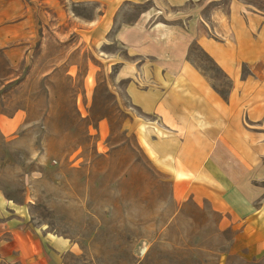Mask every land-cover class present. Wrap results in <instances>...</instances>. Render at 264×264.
<instances>
[{
	"label": "rangeland",
	"instance_id": "374dc122",
	"mask_svg": "<svg viewBox=\"0 0 264 264\" xmlns=\"http://www.w3.org/2000/svg\"><path fill=\"white\" fill-rule=\"evenodd\" d=\"M224 1L182 10L206 3L208 28ZM231 1L264 14V0ZM151 5L163 21L175 12L164 0H0V194L32 230L66 242L65 264H264L258 220L220 211L243 206L246 191L181 197L142 147L156 118L119 76L128 62L140 87L150 78L112 35ZM187 61L227 99L228 80L197 43Z\"/></svg>",
	"mask_w": 264,
	"mask_h": 264
},
{
	"label": "crops",
	"instance_id": "0c3cea01",
	"mask_svg": "<svg viewBox=\"0 0 264 264\" xmlns=\"http://www.w3.org/2000/svg\"><path fill=\"white\" fill-rule=\"evenodd\" d=\"M164 1L175 10L169 21L158 19L163 13L151 5L112 35L145 60L142 73L150 78L151 87H140L141 74L128 62L119 76L128 80L125 93L132 105L156 118L143 128L142 147L171 173L181 197L246 191L243 206L220 211L244 223L255 218L260 226L252 228H264L259 220L264 205H254L264 194V14L226 0L211 9L207 28L202 19L206 3L183 11L200 0ZM192 43L226 76L227 99L188 63ZM16 211L0 194V264H65L66 242L38 234Z\"/></svg>",
	"mask_w": 264,
	"mask_h": 264
},
{
	"label": "trees",
	"instance_id": "16d2710c",
	"mask_svg": "<svg viewBox=\"0 0 264 264\" xmlns=\"http://www.w3.org/2000/svg\"><path fill=\"white\" fill-rule=\"evenodd\" d=\"M223 74V73H222ZM224 78L227 80L226 76L223 74Z\"/></svg>",
	"mask_w": 264,
	"mask_h": 264
}]
</instances>
